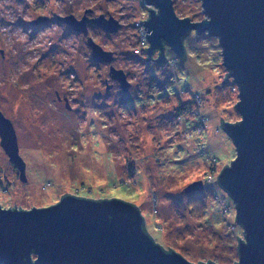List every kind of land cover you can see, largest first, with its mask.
Returning <instances> with one entry per match:
<instances>
[{
	"label": "rangeland",
	"instance_id": "obj_1",
	"mask_svg": "<svg viewBox=\"0 0 264 264\" xmlns=\"http://www.w3.org/2000/svg\"><path fill=\"white\" fill-rule=\"evenodd\" d=\"M173 4L193 22L206 18L200 0ZM146 7L142 0H0V112L15 128L27 177L20 180L0 144V206L47 208L66 194L115 198L139 208L165 249L195 264H233L243 230L217 179L236 157L221 119L241 120L238 86L232 77L222 83V49L207 33L185 39L184 63L173 54L165 67L146 63L136 52ZM87 10L120 22L114 35L92 24L89 35L114 53L129 95L109 79L108 65L93 61L86 38L57 19H81ZM41 17L48 23L31 25ZM197 182L203 190L187 192Z\"/></svg>",
	"mask_w": 264,
	"mask_h": 264
},
{
	"label": "water",
	"instance_id": "obj_2",
	"mask_svg": "<svg viewBox=\"0 0 264 264\" xmlns=\"http://www.w3.org/2000/svg\"><path fill=\"white\" fill-rule=\"evenodd\" d=\"M142 1L153 6L140 24L145 26L148 56L159 51L158 64L167 61L165 45L184 59L185 39L192 32L195 37L207 33L219 41L228 71L222 83L232 77L238 86L240 100L235 107L241 120L222 124L235 146L236 158L224 167L217 181L233 200L236 222L245 233V240L238 244L236 264H264V0H200L206 18L198 22L179 18L173 0ZM91 13L87 10L81 19L74 15L57 19L86 38L93 61L109 65V78L128 94L131 83L123 70L113 66L114 53L98 45L88 27L92 24L114 35L120 22L112 16L89 18ZM46 23L44 17L31 22ZM0 138L1 147L25 183L26 164L19 155L16 131L2 112ZM203 188L197 182L187 192ZM64 196L57 204L41 209L0 206V264H195L156 244L135 205L115 198L97 201Z\"/></svg>",
	"mask_w": 264,
	"mask_h": 264
},
{
	"label": "flooded vegetation",
	"instance_id": "obj_3",
	"mask_svg": "<svg viewBox=\"0 0 264 264\" xmlns=\"http://www.w3.org/2000/svg\"><path fill=\"white\" fill-rule=\"evenodd\" d=\"M143 4H144V2H143ZM145 5V4H144ZM147 8V7H146ZM147 11H149L148 9H147ZM149 13V12H148ZM148 16V15H147ZM146 16V17H147ZM89 18H92V17H89ZM94 18V17H93ZM47 24V23H46ZM32 25V24H31ZM40 27H41V25H39ZM38 26V27H39ZM68 26V25H67ZM92 25L91 24H89V26L88 27H91ZM71 28V27H70ZM72 29V28H71ZM195 33V32H194ZM196 34V33H195ZM197 35V34H196ZM148 47H149V45L147 44L146 45V47H144V48H142L141 49V52H140V54H141V57L142 58H144V60H145V62L146 63H153V64H155L156 66H158L159 68H161V67H165V66H167L168 64H169V62L170 61H173V60H170L169 59V56L170 55H175V57L180 61V62H185L186 61V59H187V55H186V57L184 58V59H180L174 52H172V50L167 46V45H165V54H166V57H167V61H166V63L165 64H163V65H160V64H158V62H157V60H158V57H159V51H155V52H153V54L151 55V57H149L148 56V54H147V49H148ZM114 60H115V55H114ZM99 65H101V64H99ZM102 65H106V64H102ZM109 66V65H108ZM110 67V66H109ZM126 74V73H125ZM126 77H128L127 76V74H126ZM110 79V78H109ZM128 79V78H127ZM112 80V79H111ZM113 81V80H112ZM129 81V80H128ZM106 82V91L107 92H110V91H112L113 90V85H109L108 84V80L107 81H105ZM118 87H120V85L117 83V82H115V81H113ZM121 88V87H120ZM131 89H132V84H131V88H130V91H129V93L128 94H125L124 92H123V90H122V92H123V94L124 95H129L130 94V92H131ZM59 102H61V100H59ZM68 105V104H67ZM66 105V106H67ZM68 109V108H67ZM8 158V157H7ZM8 160H9V158H8ZM10 162V161H9ZM11 163V162H10ZM12 164V163H11ZM13 166H14V164H12ZM15 167V166H14ZM3 208V207H2ZM4 209H7V208H4Z\"/></svg>",
	"mask_w": 264,
	"mask_h": 264
},
{
	"label": "trees",
	"instance_id": "obj_4",
	"mask_svg": "<svg viewBox=\"0 0 264 264\" xmlns=\"http://www.w3.org/2000/svg\"><path fill=\"white\" fill-rule=\"evenodd\" d=\"M150 10V9H149ZM146 13H148V11H147V9H146ZM178 14V13H177ZM176 14V15H177ZM179 15V14H178ZM180 16V15H179ZM179 18H187L186 16H180ZM138 20H140V18L138 19ZM199 36V35H198ZM187 105H183L182 106V111L184 110L185 111V109H187V107H186ZM223 123H225V122H221V128H222V124ZM235 123H237V122H235ZM223 129V128H222ZM236 158V157H235ZM234 159V158H233ZM232 163V162H231ZM230 163V164H231ZM230 164H229V166H230ZM228 166H226L225 168H227ZM133 173V172H132ZM216 184V183H215ZM217 186H219V184H218V181H217ZM219 188L221 189V187L219 186ZM225 192V191H224ZM227 194V193H226ZM228 195V194H227ZM229 196V195H228ZM65 197V196H64ZM230 197V196H229ZM63 198V197H62ZM61 198V199H62ZM61 201V200H60ZM59 201V202H60ZM99 201H101V200H99ZM234 203V202H233ZM232 204V203H231ZM234 205V204H233ZM226 207H230L229 205H227ZM7 209H12V210H23V209H20V208H7ZM139 209V208H138ZM25 211H27V210H25ZM236 211V210H235ZM236 224H237V222H236ZM236 226V225H235ZM237 226H239L238 224H237ZM242 230H243V228L241 227V226H239ZM144 229L146 230V225L144 224ZM147 231V230H146ZM147 233H148V231H147ZM243 240L242 239H240L238 242H241V241H244L245 240V233H244V230H243ZM153 239V238H152ZM156 243V242H155ZM157 244V243H156ZM239 244V243H238ZM165 251H167V252H175L174 250H172V249H165L163 246H161ZM238 251V250H237ZM238 261H236V262H234L233 264H236ZM199 263H201V262H199ZM206 263H214L215 264V262H212V261H208V262H206Z\"/></svg>",
	"mask_w": 264,
	"mask_h": 264
},
{
	"label": "built area",
	"instance_id": "obj_5",
	"mask_svg": "<svg viewBox=\"0 0 264 264\" xmlns=\"http://www.w3.org/2000/svg\"><path fill=\"white\" fill-rule=\"evenodd\" d=\"M148 7H147V9H153V6H151V5H147ZM149 12V11H148ZM149 15V14H148ZM147 18H148V16L147 17H145V18H143L142 20H140V21H146L147 20ZM140 21L138 22V24H139V26L141 27V30H139V34H140V38H139V46L137 47V49H136V52H141V49L142 48H144V47H146V45L148 44V40H147V37H146V30H145V26L144 25H142V24H140ZM138 26V25H137Z\"/></svg>",
	"mask_w": 264,
	"mask_h": 264
}]
</instances>
